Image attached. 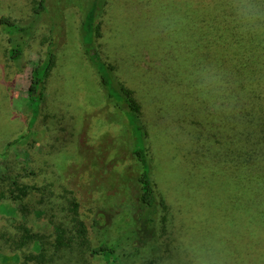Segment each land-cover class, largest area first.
Instances as JSON below:
<instances>
[{
	"label": "trees",
	"instance_id": "16d2710c",
	"mask_svg": "<svg viewBox=\"0 0 264 264\" xmlns=\"http://www.w3.org/2000/svg\"><path fill=\"white\" fill-rule=\"evenodd\" d=\"M37 5L35 14L41 16L46 12V0H38ZM106 13L117 23L121 40L118 51L128 57V61L124 59L127 66L141 79L139 86L134 81L135 91L118 75L121 66L116 67L104 56L100 39L101 19ZM30 34V26L0 17V87L5 91L0 94L5 99L9 97L6 88L13 85L16 75L26 72L19 67L26 41L16 37ZM80 38L98 84L114 106L113 117L124 118L130 134V152L139 168L132 227L114 236L113 217L99 211L87 223L81 219L79 201L73 199L69 215L53 223L56 236L34 235L39 247L35 250L31 244L21 245L22 222L0 212V256H17L19 264H73L77 252L101 258L104 264H165L173 257L177 264H191L179 256L185 245H193L217 249L222 264H264V223L253 217L245 203L237 204L235 192L213 155L236 153L264 159V98H257L264 97V35L242 34L226 0H88ZM56 59L50 36L38 63L25 73L32 115L29 129L40 113ZM207 66L222 74L227 89L207 93L193 89L191 77ZM143 78L155 88L167 87L174 97L187 89L195 103L179 105L182 119L178 120L159 100L142 105L134 95L143 88ZM202 118L216 121L200 122ZM25 137L6 141V150L0 152V163L6 170L0 174V206L10 205L19 212L23 210L21 198L47 191L43 170L34 169L33 157L24 165L8 156L10 148ZM151 141L177 149L175 168L188 216L177 215L169 222L160 217L161 205L151 174ZM32 182L41 186L33 187ZM74 194L69 191L70 196ZM240 194H246L244 188ZM226 211L246 223L253 235L232 229L226 222ZM55 216L50 213L51 219ZM144 255L151 257L146 263L142 261Z\"/></svg>",
	"mask_w": 264,
	"mask_h": 264
},
{
	"label": "rangeland",
	"instance_id": "374dc122",
	"mask_svg": "<svg viewBox=\"0 0 264 264\" xmlns=\"http://www.w3.org/2000/svg\"><path fill=\"white\" fill-rule=\"evenodd\" d=\"M87 2L46 0V12L38 16L35 14L38 0H0V17L8 16L31 27L30 36L16 37L18 41H26L20 69L27 72L38 63L50 36L57 52L40 113L30 129L28 125L32 115L27 100L26 72L18 73L13 85L6 88L8 99L0 94V152L6 150V141L12 142L26 135L10 148L8 156L24 165L33 157L36 160L34 169L43 170V181L47 185L46 192H31L26 198H21V212L10 205L0 206L3 215L22 222L21 245L31 244L35 250L39 247L34 235L51 239L56 236L53 223L69 215L73 199L79 201L81 219L87 223L99 211H104L107 218L113 217L111 232L114 236H121L133 224L131 212L138 192L139 168L130 152V134L124 118L113 117L116 114L114 106L105 98L82 49L80 32ZM101 26L100 42L105 46V58L116 67L121 66L117 70L118 75L128 88L135 91V82L139 86L141 79L137 71L127 66L128 57L118 51L121 40L117 23L106 13L101 19ZM3 80L6 82L8 79ZM142 84L143 88L136 90L134 98L142 105L161 101L172 110L176 120L182 119L178 106L193 105L196 100L187 89L180 92V97H174L165 86L155 88L145 78ZM1 92H5L2 87ZM175 110L180 114L176 115ZM211 121L216 119L202 118L200 122ZM150 146L151 174L161 205L160 217L169 222L177 215L188 216L189 210L175 168L177 149L156 141H151ZM213 155L235 192L237 204L245 203L253 217L264 223V159L238 156L236 153L219 152ZM4 172L6 170L0 163V174ZM31 185L41 186L37 182ZM243 188L246 194H240ZM69 191L75 194L70 196ZM251 191L258 195L255 197ZM50 213L58 215L55 218L59 220L51 219ZM225 215L232 229L243 235H253L249 226L232 212L226 211ZM163 224L160 225L161 234L164 233ZM79 254L76 252L73 264H104L101 258L91 257L88 253L84 256ZM150 258L144 255L142 261L146 263ZM19 263L17 256H0V264Z\"/></svg>",
	"mask_w": 264,
	"mask_h": 264
},
{
	"label": "clouds",
	"instance_id": "9594fccd",
	"mask_svg": "<svg viewBox=\"0 0 264 264\" xmlns=\"http://www.w3.org/2000/svg\"><path fill=\"white\" fill-rule=\"evenodd\" d=\"M227 7L239 29L244 35H264V0H226ZM194 90L207 93L216 89H227L222 74L212 66L199 69L191 77ZM179 259L191 264H222V254L212 247L185 245ZM165 264H177L175 257Z\"/></svg>",
	"mask_w": 264,
	"mask_h": 264
}]
</instances>
